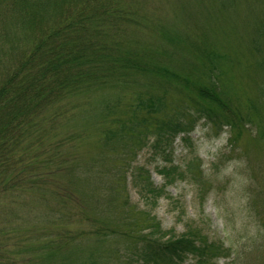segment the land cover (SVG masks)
Wrapping results in <instances>:
<instances>
[{
	"label": "trees",
	"instance_id": "obj_1",
	"mask_svg": "<svg viewBox=\"0 0 264 264\" xmlns=\"http://www.w3.org/2000/svg\"><path fill=\"white\" fill-rule=\"evenodd\" d=\"M144 6V0H0L2 31L12 27L29 45L21 57L9 58L12 64L0 79V199L15 193L23 200L32 194L40 200L37 204H44L55 197L59 209L54 214L59 215L53 218L45 210L39 217L52 221L57 238L65 237L64 243L50 236L48 242L41 239L37 257L21 262L112 264L116 259L113 264H217L228 258L226 264H242L244 250L255 245L257 239L250 238L243 249L233 251L231 244L209 239L196 226L175 235L163 230L151 213L165 195V186L187 176L200 183L204 196L199 162L192 159L182 169L171 159L175 140L181 136L187 143L199 122L216 134L228 128L231 150L249 125L256 127L255 138L264 136L260 116L264 78L248 99L232 86L227 70L231 59L208 42L207 34H201L203 41L193 40L184 21L177 19L184 29L175 28L179 22H161L155 8L148 13ZM239 7L229 11L230 21ZM245 9L242 24L248 33L245 39L240 35L237 44L258 56L257 65H264V16L248 17ZM4 34L9 45L11 37ZM147 38L158 42L145 43ZM240 96L246 102L245 113L238 111ZM90 137L97 148L84 163L69 146ZM119 146L125 153L114 173L119 179V174L130 173L148 210L129 202L125 183L124 193L119 182L103 188L109 185L110 172L101 164L107 159L96 160L97 150L102 156L105 149L113 152ZM145 147L163 158L165 166L158 170L165 179L162 187L152 183L147 170L133 166L137 149ZM97 163L103 175H94ZM255 195L249 210L257 208L254 215L263 219L260 196ZM76 210L90 231L69 232ZM2 232L6 237L11 233ZM110 237L116 246H105ZM79 240L82 243H75ZM26 252L14 246L10 262Z\"/></svg>",
	"mask_w": 264,
	"mask_h": 264
},
{
	"label": "rangeland",
	"instance_id": "obj_2",
	"mask_svg": "<svg viewBox=\"0 0 264 264\" xmlns=\"http://www.w3.org/2000/svg\"><path fill=\"white\" fill-rule=\"evenodd\" d=\"M252 1L144 0V9L150 13L155 8L156 12L161 15L157 16L161 22L184 21V26L179 22L175 28H187V32L189 30L188 34L193 40L203 41L205 38H200L201 34H207L208 42L211 45L219 46L223 50L222 52L231 59L227 70L233 88L239 93L243 92L242 95L245 93L246 96H244L250 99L251 92L256 91L257 86H262L264 65H257L254 61L258 56L245 50V47L242 44H237V41L240 35L245 39L248 33L242 24L246 19L243 18V12H241L245 6V14L248 17L252 13L259 14L261 18L264 16V3L256 0L253 1V4ZM256 3L261 4V7L255 5ZM4 4L1 5L4 6ZM236 6H240V12H234L231 17L232 21H230L231 12L229 11ZM5 8H7L6 5ZM9 14H6L5 17L7 18ZM255 22L258 23V20ZM3 24L4 22H1L0 25V79L4 77L7 68L9 69L12 64L10 63L12 59L9 60V58L15 55L17 59L29 50V45H26L20 38L19 31H14L12 27H9L7 32L2 31ZM4 32L11 37L9 45L7 39L3 41ZM195 35L197 36L194 37ZM144 42L157 44L158 41L157 38L152 40L147 38ZM239 102V105L237 104L238 111L247 112L248 110L244 107L246 104L244 97L240 96ZM87 105L91 107L88 101ZM262 112L260 114L261 117L263 116L261 130L264 131V111ZM254 119H259V117L254 114ZM254 130L256 131V127L249 125L248 130L242 132L235 150H231L229 146L230 130L228 128L225 127L216 134L203 121L199 122L190 133L187 143L181 140V136L175 140L171 150L173 163L184 169V166L192 159L195 163L199 162L203 173L201 187L205 189V194L202 198L199 193L200 183L188 176L184 180L167 184L165 195L158 199L151 211L163 230H170L175 235H180L186 231L188 226H196L209 239L221 240L226 245L231 244L233 251L243 249V246L249 243L250 238L251 240L257 239L253 247L249 246L244 250L242 264H264V218L261 219L260 216L254 215L258 211L257 208L254 212L249 210L252 205L251 197L256 194L255 196H260L262 205L261 207L259 204L258 207L264 211V136L255 138ZM95 145L92 137L84 138L78 143H71L69 151L74 156L77 155L78 160L81 159L84 163H88L97 148ZM121 148L122 146H119L113 152H108V149H105L102 156L101 151L97 150L96 160L99 161L102 157L105 161L107 159V162L101 164L105 165L110 172L107 178L109 185H105L103 188L108 190L113 184L119 182L118 189L124 193L125 189L123 190L121 186L125 183L129 202L137 209L148 210L149 204L138 194V189L133 186L130 173L119 174L120 179L115 175L118 173L117 164L120 165L121 156H124L125 153V149ZM136 153L133 166L147 170L156 187L164 186L165 179L158 173V170L165 166L163 158L155 154L149 147L138 148ZM118 157L119 159H117ZM99 169L100 164H95L94 175H103ZM78 188L82 189V184L78 185ZM16 198V194L11 193L0 199V264H32L20 260L37 257L35 250L41 244V239L48 242L47 237L50 236L52 239H56L55 241H63V243L65 241V237L57 238L56 228L54 225L51 226L53 224L51 220L46 222V218L39 217L40 213L45 215V210H50L49 213L53 214V218L59 215L58 211L54 214L56 209H59L55 197H49V201L43 202L44 204H37L40 200H36L32 194L24 195L23 200ZM37 205L39 206L37 207ZM257 220L260 224L263 223V226L258 227ZM69 224L71 234L78 230H91L89 223L79 219L77 210ZM50 226L49 234H45L46 229ZM4 229L11 231L10 236H4V232H2ZM33 230L34 232H32ZM256 234L262 238L258 239ZM80 241L82 240L75 243H82ZM114 242H116L115 238L110 237L106 240L105 246H116L113 244ZM14 246L25 248L27 252L22 254L23 256L20 255L17 261L10 262L14 258L12 254ZM32 248L34 251L28 253ZM36 262L37 260L33 264ZM111 262L115 263L116 259ZM229 262L230 259L227 258L218 261L217 264Z\"/></svg>",
	"mask_w": 264,
	"mask_h": 264
}]
</instances>
